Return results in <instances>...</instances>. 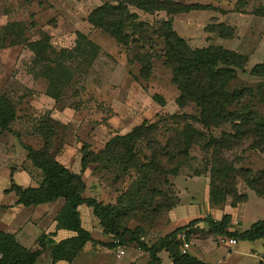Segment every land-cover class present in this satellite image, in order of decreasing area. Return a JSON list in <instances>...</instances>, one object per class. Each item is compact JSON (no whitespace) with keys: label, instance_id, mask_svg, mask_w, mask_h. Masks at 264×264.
Segmentation results:
<instances>
[{"label":"rangeland","instance_id":"1","mask_svg":"<svg viewBox=\"0 0 264 264\" xmlns=\"http://www.w3.org/2000/svg\"><path fill=\"white\" fill-rule=\"evenodd\" d=\"M106 1L108 0H0V92L9 96L17 107L19 118L12 129L22 136L21 142L9 132L0 136V166L4 164L0 168V206L8 205L15 200L4 192L11 185L12 171L15 172V181L21 185L32 184L35 187L43 179L40 170L33 167L27 159V152L22 143L36 150H47L71 171L82 173L81 149L84 144H88L92 151L98 153L114 136L128 133L145 120L154 123L169 119L173 114H198L194 104H189L183 109L176 105L179 91L172 82V72L164 65L162 59L156 57L162 53L164 47L162 41H159L154 53L148 47L144 51L136 46L124 47L108 34L90 25L87 20L89 14ZM176 1L212 3L219 7L217 10L178 15L175 29L193 49L219 45L248 55L246 72H238L232 88L253 87L255 96L249 101V106L264 119V78L250 74L256 64L264 63V18L252 17L256 20L253 22L251 18L234 13L233 8L237 0H222L220 3L213 0ZM247 1L250 3L249 8L253 10L264 6V0ZM134 11L139 14L141 21L149 23L153 28L159 26L161 19L167 18L165 13L149 15L136 9ZM217 20L225 21L229 25L237 24L239 27H236L240 30L238 38L222 39L218 33L205 30L207 25ZM12 23L18 25H14V32L7 34L5 28ZM77 33L87 35V39L96 43L100 49L92 48V45L83 39L80 43L81 48H76ZM45 35L50 37L52 45L57 50L72 49L62 63L57 59L55 63L52 61L48 63L45 58L41 61L30 50L28 43L37 41ZM139 51L142 54L154 55V69L148 80L140 77L141 66L134 58ZM35 62L40 68L35 67ZM46 66L56 70L55 76L52 72V74L47 72L49 70L45 68ZM52 92L58 95V101L48 96V93ZM156 94L164 98V106L153 99ZM41 119L47 120L48 125L54 128L52 136L48 128L38 130ZM169 122L170 125H166V128L172 126V121ZM164 126L162 125L159 139L165 143L172 133ZM196 127L202 129L199 124H196ZM231 132V125H223L213 128L209 134L221 137L223 133ZM251 145L252 140L249 139L229 150H224L215 165L212 151L207 152L201 146H193L181 175L171 177L175 182V194L179 196L182 193L180 196L185 202L187 200L197 202L201 209L205 200L212 208L230 207L231 195L219 206L210 202V169L232 163L238 169L249 168L254 173H259L264 170V153L254 150ZM6 147H12L15 153L14 160L9 161L13 162L10 166L4 162L6 158H1L4 154L2 150ZM16 166L28 174L31 182L24 179L22 173L16 174ZM199 172L201 176L198 177L196 173ZM120 174H122L120 170L106 169L103 165L90 166L83 173L88 186L86 195L95 197L105 204H114L119 194L132 182L124 176L116 180V176ZM185 180L189 181L188 184H185ZM225 181L232 183L231 179ZM185 187L190 190L189 194L185 192ZM237 191L239 194L248 195L247 201L239 204L234 212L235 215L241 213L242 216L236 218V231L240 232L248 230L255 222L264 220V197L257 196L239 178ZM87 209L89 208L85 206L82 211L86 229L91 227V219L94 217ZM27 211L32 210L27 209L17 214L18 224L25 223L26 216H30L28 214L30 212ZM9 213H5L4 216L11 217ZM166 224L167 217L163 214L151 228H148L149 224L141 223L138 219L130 221L129 227L136 229L145 226L149 229L145 238L149 243H153L167 232ZM207 228L196 234L195 239L193 236L187 240L189 242L193 239L194 243L206 248L204 256L206 260L218 263L225 261L226 258L224 264H253L252 258H241L227 247L218 245L220 236L210 235ZM96 229L95 235L100 234L99 226H96ZM36 232L31 226L24 229L23 236L28 248L34 245ZM205 236L210 240L201 242ZM244 245L259 252L264 251V239L255 243L241 241L239 248ZM196 247L193 246L192 252ZM122 249L125 250V246H122ZM162 256L164 260L168 259L166 252L162 253ZM84 258L86 261V257ZM95 258L98 264L104 262L102 256L95 255ZM44 260H40V264H48Z\"/></svg>","mask_w":264,"mask_h":264},{"label":"trees","instance_id":"2","mask_svg":"<svg viewBox=\"0 0 264 264\" xmlns=\"http://www.w3.org/2000/svg\"><path fill=\"white\" fill-rule=\"evenodd\" d=\"M213 1L220 3L222 0ZM249 6L247 0H237L234 11L264 17V6L254 10ZM135 9L149 15L165 13L167 18L161 19L159 26L153 28L149 23L140 20ZM203 10L217 8L213 4H187L176 0H108L89 14L87 20L90 25L108 34L121 46H136L143 51L148 47L154 53L159 41H162V53L156 57L162 59L164 65L172 72V82L179 91L176 105L183 109L189 104H194L198 114H173L169 119L154 123L145 120L128 133L114 136L98 153L92 151L88 144H84L81 149L82 173L71 171L51 152L36 150L22 143L27 152V159L33 167L40 170L43 179L36 187L23 188L15 182L12 174L11 186L5 193H15L18 199L16 204L27 208L63 199L64 206L56 216L58 228L73 231L76 236L53 245L54 242L44 234L39 239V248L30 250L23 246L15 235L0 231V264H36L48 250L52 264L59 261L71 264L90 242L111 250L117 249L118 246L134 244L149 254L150 264H161L159 254L163 251L169 254L173 264H208L182 252V236L185 235L186 240H189L200 223H206L209 233L215 236H227L237 241L249 242L264 239V220L255 222L243 232H230V214L224 215L221 220H215L211 215L194 219L153 243L145 241L149 230L145 226L136 229L129 227L130 221L138 219L141 223L149 224L148 228H151L163 214L167 215L180 205L181 200L178 194H175V182L171 177L181 175L193 146H201L207 152L212 151L214 165L224 150L249 139L252 140L251 147L254 150L264 153V119L249 106V101L255 96L254 88H232L238 72H246L248 55L219 45L193 49L174 27V15ZM14 25L18 23L9 24L5 28L7 34L15 31ZM205 30L218 33L222 39L227 40L237 36L236 28L217 21L207 25ZM77 38L76 48H81L83 39L85 42L87 40L92 48L100 49L83 33H77ZM28 46L37 59L43 61L45 58L48 63H55L56 59L62 63L72 51L57 50L48 35L37 41H30ZM153 56L151 53L142 54L140 51L135 54L134 58L141 66L140 77L144 80L152 76ZM34 65L38 67L36 62ZM45 68L55 76L56 70H52L50 66ZM250 74L264 78V63L256 64ZM53 76L51 77L55 81ZM48 96L58 101L57 94L52 92L48 93ZM153 99L162 106L165 105L162 96L156 94ZM18 118V110L13 100L0 92V136L9 132L21 142L22 136L12 129ZM169 120L172 121V126L166 128V125H170ZM196 124L202 129H198ZM162 125L172 133L165 143L159 139ZM223 125H231L232 132L223 133L221 137L209 134L213 128ZM38 127V130L48 128L50 136L54 134V128L48 125L45 119H41ZM92 165L120 170L122 174L117 175L116 180L121 176L132 180L114 204H105L86 195L88 186L83 173ZM196 176H201L200 172L196 173ZM238 178L257 196L264 197V170L256 174L249 168L238 169L231 163L210 169V202L219 206L230 195L231 206L234 208L246 202L248 195L239 194L237 191ZM230 179L231 184L225 181ZM82 205L92 210L98 222L97 226L102 228L103 234L118 239L119 245L98 242L92 237L82 225L79 212ZM262 259L264 260V254Z\"/></svg>","mask_w":264,"mask_h":264},{"label":"crops","instance_id":"3","mask_svg":"<svg viewBox=\"0 0 264 264\" xmlns=\"http://www.w3.org/2000/svg\"><path fill=\"white\" fill-rule=\"evenodd\" d=\"M207 4H212V3H207ZM214 7L217 9L219 8L216 5H214ZM259 8H261V7H259ZM203 11H210V10H203ZM193 12H195V11H193ZM199 12H201V11H199ZM233 12L237 13L239 15H242V16H246L247 18H251V21H253V22H256V20L253 19L252 17H261V16H255L252 14L237 12V11H234V8H233ZM190 13H192V12H190ZM190 13H186V14H190ZM180 15H183V14H180ZM177 17H178V15L173 16L174 27H175V21H176ZM262 18H264V17H262ZM217 22L229 25L225 21L217 20ZM229 26L236 28V31H237V37L236 38H238V36H239L238 32L240 31L236 27L238 25L237 24L236 25L230 24ZM235 51H238V50H235ZM2 151H4V154L2 153L3 156L1 158H3V157L6 158L4 162H5V164L8 163V165L10 166V163H13V162L9 163V161L14 160V157H15V153L13 152V148L12 147H6V149H4ZM3 165L4 164H2L0 166V168ZM16 167H17V168H15L16 174L18 172L22 173L24 179L26 178L28 181L31 182L28 174H26V172L24 173V171H21L20 167H18V166H16ZM0 171H1V169H0ZM14 173L11 172V175L13 174V178H14ZM189 181H191V180H189ZM189 181L185 180L184 182H185V184H188L187 182H189ZM17 184H19V183H17ZM19 185L22 186L23 188H28V187L32 186V184H29L30 186H25L24 184L23 185L19 184ZM10 186L7 189H5L4 192L6 190H8L10 188ZM185 190H186L185 192L187 194L190 193V190L188 189V187H185ZM181 194L182 193L179 194V197L181 200L180 205L173 208L166 215V217H167V224H166L167 232L164 233V235L162 237L173 232L175 229L186 225L187 223H189L190 221H192L194 219L205 218L207 216L206 215L207 212H208V215H211L215 220H221L224 215L230 214L232 216V223L229 227V231L230 232L236 231V218L237 219L239 217L242 218V216L240 215L241 213L238 216L234 214V212H236V210H237V207L234 208V207L230 206V207H226V209L212 208V207H210L209 203L205 200L204 201V207H203V209H201L200 207L197 206V202H193V201H189V200H187L185 202L183 200V198L180 196ZM5 195H7L8 197H12V199L15 198V200H12V202L8 205H1L0 206V231H4V232L15 235L16 238L18 239V241L23 246H25L26 248H28V246H26L25 239L23 236L24 235V229L26 228V226H31V227L35 228L37 231L36 236H35L36 239H35L34 245L31 248H28L30 250H37L39 248V244H38L39 239L44 234L47 235L51 241L54 242L53 245L65 240V239H69V238L76 236V233L73 231L58 228V222L56 221V216L60 212L62 207L64 206L65 201L63 199H60L54 203L42 204V205L27 208V207H24L22 205L16 204L18 199H17V196L15 195V193L10 192V193L5 194ZM85 206L86 205L80 206L79 212L81 215L82 225L86 229V227L84 226V223H83V212H82L83 209L85 208ZM27 209L32 210V211H27V212H30V213H28V214H30V216L29 215L26 216L27 219H26L25 223L18 224V221H17L18 215L17 214L18 213L21 214V212H24ZM87 210H88L87 212L89 214L92 213V210L90 208ZM9 212H14V213L11 214ZM5 213H9V216H11V217H7L6 215L4 216ZM90 219H91V216H90ZM242 221H243V219H242ZM183 223H184V225H182ZM243 223H244V221H243ZM97 224H98V222H97L96 218L93 217L91 219V225H90L91 227L87 228L86 230H88L92 234V237L96 241L108 243L109 241H108V239L104 238L103 230L100 227H99L100 234H96L97 237H95L96 235L94 233V230H97L96 229ZM206 226L207 225H205V223H203V224L200 223L196 227L195 232L192 235V237L194 236L193 239L196 238V236H197L196 234H198L203 228H207ZM171 227H174V228L171 229ZM206 230H208V228ZM207 232L209 233V231H207ZM241 232H243V231H241ZM205 237L206 238H203L201 240V242L210 240L208 238V236H205ZM193 239L191 241H189L190 248L188 249L187 253H189L190 255H192V256L198 258L199 260L206 262L208 264H224L226 262V258H224L225 261H222V262L218 261V263L212 262L210 260H206L204 258L205 254H206V252H205L206 248L203 245H198L199 243L198 244L194 243ZM261 240H263V239H261ZM145 241H147L146 238H145ZM147 242H149V241H147ZM212 242L216 243L214 241H212ZM240 242L241 241H238L237 245H235V246H225V247H227L229 249V251H234L241 258H246V257L252 258L253 264H264V260L262 259L264 251L259 252V251H256V250L250 248V247H245V245L242 246V248L240 249L239 248ZM246 242H249V241H246ZM255 242H257V241H255ZM255 242H253V243H255ZM216 244H218V243H216ZM218 245H220V244H218ZM193 246H197V247H196V250L192 252ZM119 251H120L119 249H112V250L108 249L107 247H105L101 244H98L97 246H95V244L93 242H90L85 246V248L81 252V254L71 264H98V262L96 261L95 255H99V256L103 257L104 262L102 264H113V263L114 264H150L149 254L142 251L141 249H139L134 244H130V245L125 246V250H124L125 254L122 256L118 255ZM131 252H133V253H131ZM164 252H166V251H163L159 254V257L161 259V264H173L171 258L169 257V254L167 252L166 253L168 255V259L164 260V258L162 256V253H164ZM47 257H48V260H46ZM84 257H86V261H85ZM42 259H45L44 262L46 261V263L52 264L51 254H50L49 250L42 254V256L39 258V260L36 262V264H40V260H42ZM56 264H70V263H68L66 261H59Z\"/></svg>","mask_w":264,"mask_h":264},{"label":"built area","instance_id":"4","mask_svg":"<svg viewBox=\"0 0 264 264\" xmlns=\"http://www.w3.org/2000/svg\"><path fill=\"white\" fill-rule=\"evenodd\" d=\"M104 238L108 239L109 242H112L113 244L119 245L120 241L118 239L113 238L112 236H108L103 234ZM183 240V246H182V252L184 254L187 253L188 249L190 248V243L186 240L185 235L182 236ZM238 241L235 238H229L227 236H220L219 237V244L223 246H235L237 245ZM120 251L118 253L119 256H122L125 254V251L122 249V246H118Z\"/></svg>","mask_w":264,"mask_h":264}]
</instances>
